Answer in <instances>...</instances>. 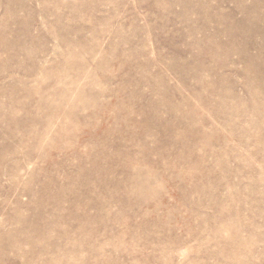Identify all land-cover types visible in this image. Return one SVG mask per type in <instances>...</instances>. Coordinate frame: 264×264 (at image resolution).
<instances>
[{
  "label": "rangeland",
  "instance_id": "obj_1",
  "mask_svg": "<svg viewBox=\"0 0 264 264\" xmlns=\"http://www.w3.org/2000/svg\"><path fill=\"white\" fill-rule=\"evenodd\" d=\"M0 264H264V0H0Z\"/></svg>",
  "mask_w": 264,
  "mask_h": 264
}]
</instances>
